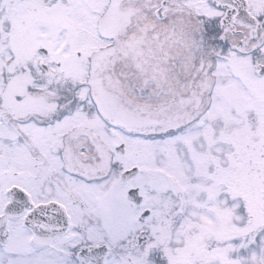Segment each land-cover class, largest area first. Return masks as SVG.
Instances as JSON below:
<instances>
[{
	"label": "snow or ice",
	"instance_id": "snow-or-ice-1",
	"mask_svg": "<svg viewBox=\"0 0 264 264\" xmlns=\"http://www.w3.org/2000/svg\"><path fill=\"white\" fill-rule=\"evenodd\" d=\"M0 264H264V0H0Z\"/></svg>",
	"mask_w": 264,
	"mask_h": 264
}]
</instances>
